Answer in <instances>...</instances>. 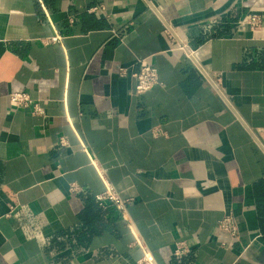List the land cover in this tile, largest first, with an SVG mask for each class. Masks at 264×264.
<instances>
[{"label": "crops", "instance_id": "crops-1", "mask_svg": "<svg viewBox=\"0 0 264 264\" xmlns=\"http://www.w3.org/2000/svg\"><path fill=\"white\" fill-rule=\"evenodd\" d=\"M250 13L262 28L238 32ZM141 59L160 84L136 95L118 68ZM100 169L124 215L96 201ZM137 242L154 264L180 242L194 264H264V0H0V264H138Z\"/></svg>", "mask_w": 264, "mask_h": 264}, {"label": "built area", "instance_id": "built-area-1", "mask_svg": "<svg viewBox=\"0 0 264 264\" xmlns=\"http://www.w3.org/2000/svg\"><path fill=\"white\" fill-rule=\"evenodd\" d=\"M89 14L93 15H100L106 18L109 24H111V19L107 16V10L105 6H97L88 10ZM70 23H74V19L70 20ZM263 19L260 15L255 13H250L244 18H241L237 21V31L241 32L243 29H249L251 32H257L262 28ZM113 37L118 41L122 42L124 39L125 34L123 32H117L115 30H111ZM166 36L173 44L176 43V38L173 32L166 30ZM62 40L61 35H56L52 38L44 39L43 43L45 45L49 44H56ZM183 49V48H179ZM118 73L120 77L130 76L135 80V94L136 95H143L150 90H152L155 86L160 84V77L157 68L151 63L148 59H141L137 60L135 66L131 69L120 67L118 68ZM10 101L12 105L17 109H25L30 110L32 114L36 116H43L44 110L39 105V103L34 100L30 94L26 92H17L12 93L10 96ZM154 136H162L164 135L163 131L159 128H155L153 130ZM59 146L61 148H68V141L62 138L59 142ZM82 151L88 152L87 148L83 146ZM95 167H98V164L95 160L92 161ZM100 175L105 181L106 190L103 194L96 196V201L100 205H104L106 203L113 204L117 210L124 215L126 213V206L130 203L129 200H122L119 196L118 192L115 188L107 181L105 171L100 169ZM71 193L76 194L80 191V188L73 184L70 188ZM13 212V209H10V214ZM9 216V215H8ZM218 228L220 231L228 234L233 240L239 239V230L237 226L236 220L232 216L224 217L219 225ZM138 245L144 251L143 258L138 262V264H154V259L148 250L144 248L142 242H137ZM192 252L189 246L184 243L180 242L176 244L175 250L173 252V259L176 264H194L189 261Z\"/></svg>", "mask_w": 264, "mask_h": 264}]
</instances>
